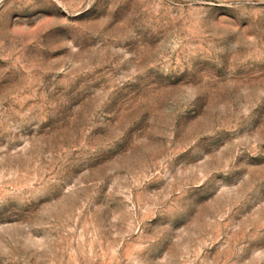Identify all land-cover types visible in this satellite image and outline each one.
Here are the masks:
<instances>
[{
    "label": "rangeland",
    "instance_id": "rangeland-1",
    "mask_svg": "<svg viewBox=\"0 0 264 264\" xmlns=\"http://www.w3.org/2000/svg\"><path fill=\"white\" fill-rule=\"evenodd\" d=\"M0 264H264V0H0Z\"/></svg>",
    "mask_w": 264,
    "mask_h": 264
}]
</instances>
